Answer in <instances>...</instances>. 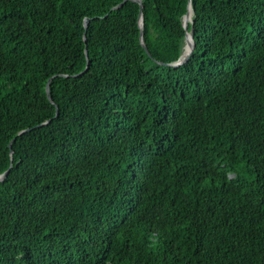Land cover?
<instances>
[{
  "label": "trees",
  "instance_id": "obj_1",
  "mask_svg": "<svg viewBox=\"0 0 264 264\" xmlns=\"http://www.w3.org/2000/svg\"><path fill=\"white\" fill-rule=\"evenodd\" d=\"M141 1L0 0V264H264V0Z\"/></svg>",
  "mask_w": 264,
  "mask_h": 264
},
{
  "label": "water",
  "instance_id": "obj_2",
  "mask_svg": "<svg viewBox=\"0 0 264 264\" xmlns=\"http://www.w3.org/2000/svg\"><path fill=\"white\" fill-rule=\"evenodd\" d=\"M126 1H131V2L137 3L139 5V8H140L139 9V18H138V26H139V29H140L139 42H140V45L142 46V48L147 53V55H149V53H148V51H147V49L145 47V44H144V41H143V36H142V27H143V16H142L143 5H142V1L141 0H123V2L121 4H119L118 6H116L115 8L121 6ZM189 9H190V14H192L190 1L188 2L187 8H186V13H185V15L183 17V28L185 30V46H184V49L186 47H188V51H187L185 56L183 55L184 54L183 53L181 55L180 59L176 63L171 64V66H179L181 64H184L189 59V57L191 56L192 51H193V47H194L193 39H192V36H191L190 32H188V24H189V22L191 20V15H190V18H189ZM88 22H89L88 19H86L84 21V26L85 27H87ZM85 40H86V38H85V34H84V41ZM188 41H189V43H188ZM85 56L87 58V50L86 49H85ZM46 91H47V97H48L49 101L52 102L50 94H49L48 86L46 87ZM56 113H57V111H56ZM26 131L27 130L22 131L21 133L26 132ZM10 153H12V151H10ZM7 174H8V171H6L2 175H0V182L3 181L6 178Z\"/></svg>",
  "mask_w": 264,
  "mask_h": 264
},
{
  "label": "bare ground",
  "instance_id": "obj_3",
  "mask_svg": "<svg viewBox=\"0 0 264 264\" xmlns=\"http://www.w3.org/2000/svg\"><path fill=\"white\" fill-rule=\"evenodd\" d=\"M190 9H189V18H190ZM188 43H189V41H188ZM187 51H188V47H186L185 49H184V51H183V55L185 56L186 55V53H187Z\"/></svg>",
  "mask_w": 264,
  "mask_h": 264
}]
</instances>
